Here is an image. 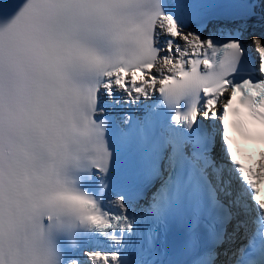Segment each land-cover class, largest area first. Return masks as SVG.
<instances>
[{
	"label": "snow or ice",
	"instance_id": "obj_1",
	"mask_svg": "<svg viewBox=\"0 0 264 264\" xmlns=\"http://www.w3.org/2000/svg\"><path fill=\"white\" fill-rule=\"evenodd\" d=\"M230 113L264 142V0H0V264H264Z\"/></svg>",
	"mask_w": 264,
	"mask_h": 264
},
{
	"label": "bare ground",
	"instance_id": "obj_2",
	"mask_svg": "<svg viewBox=\"0 0 264 264\" xmlns=\"http://www.w3.org/2000/svg\"><path fill=\"white\" fill-rule=\"evenodd\" d=\"M256 35H259V32L256 33ZM247 40L249 41V43L254 47L255 49V46L252 44V41H251V37H247ZM155 71V70H154Z\"/></svg>",
	"mask_w": 264,
	"mask_h": 264
}]
</instances>
